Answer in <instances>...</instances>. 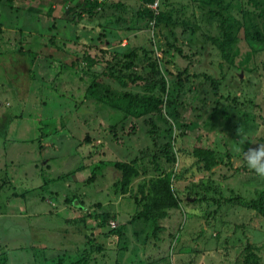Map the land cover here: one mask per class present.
I'll use <instances>...</instances> for the list:
<instances>
[{"label": "rangeland", "instance_id": "1", "mask_svg": "<svg viewBox=\"0 0 264 264\" xmlns=\"http://www.w3.org/2000/svg\"><path fill=\"white\" fill-rule=\"evenodd\" d=\"M217 1L0 0V264H244L247 242L264 264V220L233 200L264 189L242 155L264 144V43L243 28L262 6L221 0L242 25L227 60L207 41ZM146 97L161 112L137 113ZM156 154L180 203L158 240L135 219Z\"/></svg>", "mask_w": 264, "mask_h": 264}, {"label": "trees", "instance_id": "2", "mask_svg": "<svg viewBox=\"0 0 264 264\" xmlns=\"http://www.w3.org/2000/svg\"><path fill=\"white\" fill-rule=\"evenodd\" d=\"M145 2L153 3L155 0H144ZM248 3L252 4L253 7H257L258 5L262 6V13L258 15L257 18L252 16H247L245 22L243 23L244 35L250 42H259L264 43V1L259 2L258 0H248ZM216 4H219L218 10H213L211 15L216 17L218 22L216 27V35L208 36L207 41L209 42V46L215 47L220 51V54L223 58L230 57V53L233 51L231 47H233L237 43V32L242 27L241 23H238L237 20L233 19L228 13L227 7H223L221 5V0L217 1ZM98 5L97 1H95L94 6ZM92 17V16H91ZM162 15H155L154 21L158 23L161 19ZM252 17V18H251ZM257 19V20H254ZM174 49L181 53V50L177 47ZM234 55V54H233ZM233 58V57H232ZM229 59V61L232 60ZM85 60L92 65L93 60H89V57H85ZM183 72L187 73V68L183 70ZM155 73V72H151ZM197 76V75H194ZM205 82L211 85L212 90L216 93L218 90V81L214 79L211 75L203 74L201 76ZM144 88L145 89H158L161 93H165L167 88V83L164 77H155V74H148L143 78ZM235 100V99H234ZM145 103L142 106L140 111L136 110L137 113H147L150 110H155L157 112H161V101L156 98L153 101L150 98L145 99ZM137 105V103H136ZM40 137L42 135L40 134ZM167 151H164L166 153ZM194 157L197 159L199 163L202 164L204 170H209L213 166L218 164V161L215 159L212 151L208 149H203L202 147H196L193 149ZM160 155H154L151 157V162L153 163V176L149 179L147 186L149 189V196L146 198L145 202L142 206V211L135 217V219L141 220L149 224V236H151L154 240H158L159 233L164 231V226L160 225V221L167 218L169 209H179V200L175 197L174 191L171 186V173L165 172V170L160 167L159 159ZM229 158V156H228ZM166 161L172 163L174 158H169V156L165 157ZM119 171L121 172V182L120 188L126 189L131 183L132 180L139 176V171L137 168L130 164H120L118 166ZM116 167V169H118ZM144 175H149L144 170ZM78 173V172H77ZM74 174V173H72ZM91 178H88L89 181ZM86 181V182H87ZM89 184V183H87ZM70 203L80 204L82 200H79L76 194H72L69 199ZM237 204H245L248 209L254 211L259 217L264 220V189H261L257 192L256 196L253 199L245 203H240L241 199L236 198L233 199ZM232 202V201H231ZM93 214V213H90ZM103 220V221H102ZM100 221L99 226L104 227L106 223L104 219ZM201 235V233H200ZM197 239L194 238V241ZM254 249L250 245V243H246L244 247V264H260L258 261V257L256 256ZM92 260V255H85L81 259H76L73 264H89V260ZM41 260V259H39ZM60 261V260H59ZM65 262V261H64ZM41 263L44 262L41 260ZM69 264V263H68ZM156 264V263H154Z\"/></svg>", "mask_w": 264, "mask_h": 264}, {"label": "clouds", "instance_id": "3", "mask_svg": "<svg viewBox=\"0 0 264 264\" xmlns=\"http://www.w3.org/2000/svg\"><path fill=\"white\" fill-rule=\"evenodd\" d=\"M242 155L247 168L256 176L264 177V144L249 147Z\"/></svg>", "mask_w": 264, "mask_h": 264}]
</instances>
